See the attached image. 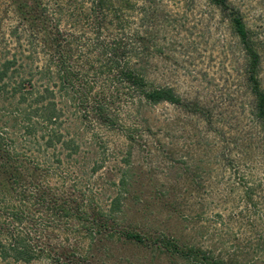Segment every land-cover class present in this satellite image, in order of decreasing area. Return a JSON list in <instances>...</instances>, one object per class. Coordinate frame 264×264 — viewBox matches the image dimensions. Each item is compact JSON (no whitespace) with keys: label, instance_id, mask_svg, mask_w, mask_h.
I'll list each match as a JSON object with an SVG mask.
<instances>
[{"label":"trees","instance_id":"obj_1","mask_svg":"<svg viewBox=\"0 0 264 264\" xmlns=\"http://www.w3.org/2000/svg\"><path fill=\"white\" fill-rule=\"evenodd\" d=\"M210 2L228 16L246 55L244 75L258 129L237 144L241 150L235 158L226 147L214 154L221 171L231 173L225 192L245 206L229 217L242 226L244 219L264 212V177L236 158L247 151L264 155L260 54L240 11L228 0ZM167 3L178 1L0 2V264L38 259L99 264V256L116 243L178 255L194 264H249L236 251L228 254L226 236L232 228L221 213L217 217L222 220L200 227L188 243L123 215L132 153L110 152L108 134L121 136L128 147L145 141L149 119L144 110L184 100L174 86L149 78L179 20ZM109 158L127 166L103 172ZM215 179L221 187L222 178ZM202 214L196 213L198 221L205 219ZM257 231L235 249L249 248L245 255L262 260L264 229ZM203 238L222 247L205 246Z\"/></svg>","mask_w":264,"mask_h":264},{"label":"rangeland","instance_id":"obj_2","mask_svg":"<svg viewBox=\"0 0 264 264\" xmlns=\"http://www.w3.org/2000/svg\"><path fill=\"white\" fill-rule=\"evenodd\" d=\"M176 1L177 5L167 3L173 18H179L176 29L168 35L170 44L166 53L155 59L149 78L160 85L174 86L185 101L161 103L148 108L147 113L144 110L149 119V125L144 128L147 132L143 129L145 141L128 147L115 133L108 134L105 139L110 152L116 148L123 154L125 151L132 153L129 166L132 182L123 215L128 222L165 232L188 243L196 239L202 230L200 227L214 219L222 220L217 217L221 213L232 228L226 236L228 254L236 251L249 264H264V258L253 259L252 253L245 255L249 248L235 249L239 243L246 245L244 238L255 237V232H260L257 229H264L261 215L264 212L244 219L242 226L235 218L229 220L234 212H241L245 206L225 192L224 183L231 173L221 171L214 155L226 147L235 158L243 138L249 140V135H256L258 130L251 114L253 97L244 75L246 55L230 19L217 5L210 0ZM228 2L240 11L254 38L260 54L258 76L264 88V0ZM148 132L151 135L147 137ZM246 150L245 147L242 153ZM247 152L236 158L254 168L256 176L264 177V155ZM115 165L117 168L127 166L109 158L102 171L108 172ZM211 169L214 172H210ZM217 176L222 178L221 187L215 179ZM195 178L204 181L196 184ZM196 213H203L205 219L198 221ZM223 227L226 226H219ZM202 242L208 247H222L218 241L203 238ZM30 264L50 263L38 259ZM99 264L194 263L178 255L116 243L108 253L99 256Z\"/></svg>","mask_w":264,"mask_h":264}]
</instances>
